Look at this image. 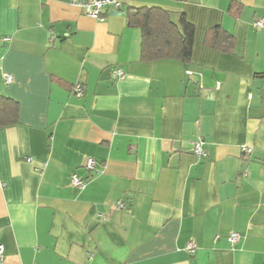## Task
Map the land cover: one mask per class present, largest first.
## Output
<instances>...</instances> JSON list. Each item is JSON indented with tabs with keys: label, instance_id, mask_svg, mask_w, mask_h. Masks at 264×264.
Returning <instances> with one entry per match:
<instances>
[{
	"label": "crops",
	"instance_id": "1",
	"mask_svg": "<svg viewBox=\"0 0 264 264\" xmlns=\"http://www.w3.org/2000/svg\"><path fill=\"white\" fill-rule=\"evenodd\" d=\"M74 1L0 0L2 264H264V0H127L101 21ZM140 7L185 15L189 64L141 61ZM216 26L229 53L204 45Z\"/></svg>",
	"mask_w": 264,
	"mask_h": 264
},
{
	"label": "trees",
	"instance_id": "2",
	"mask_svg": "<svg viewBox=\"0 0 264 264\" xmlns=\"http://www.w3.org/2000/svg\"><path fill=\"white\" fill-rule=\"evenodd\" d=\"M229 12L236 16L237 6ZM234 12V13H233ZM128 27L138 28L141 32V61L151 63L160 60L178 61L189 64L192 59L194 27L184 14L172 20L170 13L158 7L127 8ZM234 38L220 26L210 28L204 36V45L213 50L229 53ZM17 120V105L0 97V128L13 125Z\"/></svg>",
	"mask_w": 264,
	"mask_h": 264
},
{
	"label": "built area",
	"instance_id": "3",
	"mask_svg": "<svg viewBox=\"0 0 264 264\" xmlns=\"http://www.w3.org/2000/svg\"><path fill=\"white\" fill-rule=\"evenodd\" d=\"M127 0H85L79 2H73L72 4L77 6L82 10L84 15L94 19V20H103L106 14L109 12L112 13H120L125 6ZM263 24L262 20H257L254 23L255 27H261ZM125 77L124 73L119 69H113L110 71V78L112 80H120ZM7 81H10V78H6ZM74 94L76 96H81L83 92V87L76 85L73 89ZM203 140L199 139L193 143V155L197 158H201L205 156V152L203 150ZM244 152L249 153V148H244ZM84 169L87 171H92L95 169V161L92 158H87L84 165ZM71 184L76 188H83L84 181L77 175L72 174L71 176ZM118 206L122 207V203H118ZM240 234L238 233H231L226 236V241L230 245L236 244L240 240ZM196 249V245L193 242H189L186 246V251L188 253H193ZM3 254H4V247L0 244V264L3 262Z\"/></svg>",
	"mask_w": 264,
	"mask_h": 264
},
{
	"label": "water",
	"instance_id": "4",
	"mask_svg": "<svg viewBox=\"0 0 264 264\" xmlns=\"http://www.w3.org/2000/svg\"><path fill=\"white\" fill-rule=\"evenodd\" d=\"M115 14V13H114ZM110 78V70H105L102 75H101V79H107Z\"/></svg>",
	"mask_w": 264,
	"mask_h": 264
}]
</instances>
